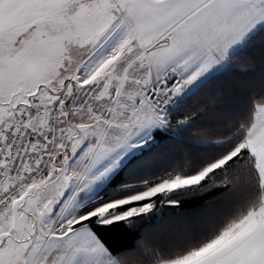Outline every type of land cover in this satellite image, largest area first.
<instances>
[{
  "label": "snow or ice",
  "instance_id": "1",
  "mask_svg": "<svg viewBox=\"0 0 264 264\" xmlns=\"http://www.w3.org/2000/svg\"><path fill=\"white\" fill-rule=\"evenodd\" d=\"M0 264H264V0H0Z\"/></svg>",
  "mask_w": 264,
  "mask_h": 264
}]
</instances>
